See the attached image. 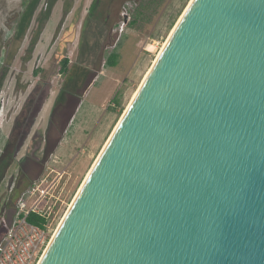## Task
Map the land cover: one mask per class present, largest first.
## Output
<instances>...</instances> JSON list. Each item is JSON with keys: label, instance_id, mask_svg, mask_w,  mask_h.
<instances>
[{"label": "water", "instance_id": "1", "mask_svg": "<svg viewBox=\"0 0 264 264\" xmlns=\"http://www.w3.org/2000/svg\"><path fill=\"white\" fill-rule=\"evenodd\" d=\"M38 264H264V0H192Z\"/></svg>", "mask_w": 264, "mask_h": 264}, {"label": "rangeland", "instance_id": "2", "mask_svg": "<svg viewBox=\"0 0 264 264\" xmlns=\"http://www.w3.org/2000/svg\"><path fill=\"white\" fill-rule=\"evenodd\" d=\"M91 1L56 0L28 54L27 46L38 26L35 16L46 0H40L21 40L13 33L22 0H0V152L15 116L38 83L43 85L39 94L44 95L23 144L0 181V217L22 190L43 177L49 181L47 190L54 193L63 209L57 219L61 220L190 0H106L110 6L103 12L94 9L89 18ZM83 33L92 38L89 50L98 47L99 51L102 46L98 69L87 70L76 61ZM114 49L119 52L117 64L108 66L104 62ZM63 56L68 57L69 64L67 73L60 75L59 59ZM36 68L44 70L37 75L33 73ZM82 77L77 110L60 137L68 110L55 107L47 141L50 146L59 141L52 152L46 153L45 132L52 105L60 99L56 97L61 88H71ZM36 141L40 147L35 158L40 164L23 168L21 162Z\"/></svg>", "mask_w": 264, "mask_h": 264}, {"label": "trees", "instance_id": "3", "mask_svg": "<svg viewBox=\"0 0 264 264\" xmlns=\"http://www.w3.org/2000/svg\"><path fill=\"white\" fill-rule=\"evenodd\" d=\"M40 0H22L21 4H22V8L21 10L18 12V16L16 19V24L14 26V38L17 40H21L24 36L25 31L27 30V28L30 25V22L32 20V18L35 16V11L39 5ZM56 2V0H46V4L44 6L43 9H41L35 16V19L38 22V26H37V30L35 35H33V37L31 38L29 45L27 46V52L28 54H30L38 40V36L41 33V31L43 30L47 20L50 17L51 11H52V7L54 5V3ZM108 5V7L110 6V4L107 3L106 0H92L89 7H88V14L89 18H91V14L92 11L94 9L99 10L101 12H103L102 10H104V8ZM68 7L65 6L64 9V13L68 12ZM107 10V9H106ZM107 13V11H106ZM103 15V14H102ZM105 16V14H104ZM102 17V16H100ZM107 18V17H106ZM115 48V47H114ZM119 58V52L117 51V49L112 50L106 57L105 60V64L108 66H115L117 64V60ZM68 64H69V59L66 56H63L62 58L59 59V69H58V73L60 75H65L67 73V69H68ZM44 69H34L33 73L34 74H40L42 73ZM43 87L42 83L41 84H37L34 88V90L26 97L21 110L17 113V115L15 116L14 120H13V124H12V128H11V132L8 136V138L6 139L4 145H3V151L0 152V181L2 180L5 170L7 168V166L15 159V155L16 152L18 151V149L20 148V146L23 144V141L25 140L30 127L32 126L34 119L36 117V115L38 114L43 99H44V95L43 94H39L41 91L40 89ZM45 90V88H44ZM43 93V92H42ZM45 93V91H44ZM79 98L78 97V101L76 102V104H78L79 102ZM76 106H74L68 113H67V119L70 120L71 116L74 113V109ZM56 108L54 107L50 117H49V125L46 129L45 135L46 138H49L48 136V132H49V128L52 125V121L55 117V112ZM64 124L61 125V129L59 131V137L62 134V130L64 128ZM59 141V138L55 141V143H53L51 146L49 145L48 141L46 140L45 143V149H46V153L52 152L56 146L57 143ZM39 141H36L35 143L33 142V144L31 145L29 151L26 153L24 159L22 160V166L24 168V166L27 165L28 166L31 164H40L38 161H36V155L35 152L37 149H39ZM45 153V154H46ZM41 168V167H40ZM40 171V169H39ZM11 206H7L6 208L4 207V210H6V213H9L13 210L14 207V203L11 202L10 204ZM27 220L28 222L35 224V225H39L42 226L45 219L43 217H40L34 213H30L27 216ZM3 234V228L0 226V237Z\"/></svg>", "mask_w": 264, "mask_h": 264}, {"label": "built area", "instance_id": "4", "mask_svg": "<svg viewBox=\"0 0 264 264\" xmlns=\"http://www.w3.org/2000/svg\"><path fill=\"white\" fill-rule=\"evenodd\" d=\"M47 189L49 181L41 177L16 196L11 212H2L0 264H38L63 211L54 193ZM30 213L43 217V225L28 222Z\"/></svg>", "mask_w": 264, "mask_h": 264}, {"label": "flooded vegetation", "instance_id": "5", "mask_svg": "<svg viewBox=\"0 0 264 264\" xmlns=\"http://www.w3.org/2000/svg\"><path fill=\"white\" fill-rule=\"evenodd\" d=\"M92 44H93L92 38L89 36L86 37L85 33H83V35L80 38V42L78 44L79 45L78 55H77L76 61H79V63L87 70L98 69L102 61V57H101L102 51H103L102 46H100L99 51H97L98 47H96L97 49L95 48L94 50H89L87 46L92 45ZM98 45H102V44L98 43ZM84 78L82 77V80L79 83H74L71 88H65V87L61 88L60 93L56 97V99L57 98H60V99L57 101L56 104L52 105L53 108L59 105V107H62V106L65 107V109H67L69 112L74 106H77L76 102L78 101V97L80 95V92H77V91L79 89L82 90L81 84L83 83ZM67 123H68V119L64 120L62 124L65 125ZM10 132H11V129H10ZM46 140L47 138L45 135V143H46Z\"/></svg>", "mask_w": 264, "mask_h": 264}, {"label": "bare ground", "instance_id": "6", "mask_svg": "<svg viewBox=\"0 0 264 264\" xmlns=\"http://www.w3.org/2000/svg\"><path fill=\"white\" fill-rule=\"evenodd\" d=\"M191 1H192V0L189 1V4L191 3ZM189 4L187 5V7L189 6ZM186 9H187V8H186ZM186 9H185V10H186ZM182 15H183V14H182ZM182 15L180 16L179 20L181 19ZM179 20L177 21V23L179 22ZM177 23H176L175 26L173 27L172 32L170 33V35L173 33V31H174V29H175ZM170 35H169V37H170ZM169 37H168V39H169ZM168 39H167V40H168ZM167 40H166V42H167ZM166 42H164V44H163V46H162L160 52L162 51V49H163V47L165 46V43H166ZM160 52H159V53H160ZM158 55H159V54H158ZM158 55H157V57H158ZM157 57H156V58H157ZM155 60H156V59H155ZM154 62H155V61H154ZM153 64H154V63H153ZM151 67H152V66H151ZM149 71H150V70H149ZM149 71H147V74L149 73ZM147 74H145V75L147 76ZM146 76H145V77H146ZM145 77L143 78V80L145 79ZM142 82H143V81H142ZM142 82H141V84H142ZM140 86H141V85H140ZM140 86H139V87H140ZM138 89H139V88H138ZM137 91H138V90H137ZM137 91H136L135 94L133 95L131 101H132L133 98L135 97ZM131 101L129 102V104H128L126 110L124 111V113L127 111V109H128V107H129ZM124 113H123V115H124ZM123 115H122V116H123ZM121 118H122V117H121ZM120 121H121V119L119 120V122H120ZM119 122H118V124H119ZM118 124H117V125H118ZM115 129H116V128H115ZM105 145H106V143H105ZM105 145H104V146H105ZM96 160H97V159H96ZM95 162H96V161H95ZM94 164H95V163H94ZM92 167H93V166H92ZM91 169H92V168H91ZM88 174H89V173H88ZM86 178H87V177H86ZM86 178H85V180H86ZM85 180L83 181V184H84ZM83 184H81V187L83 186ZM81 187L79 188L78 193H79ZM78 193L76 194V196L78 195ZM76 196L74 197V199L76 198ZM74 199H73V201H74ZM73 201H72V202H73ZM72 202H71V203H72ZM69 207H70V206H69ZM67 210H68V209H67ZM66 212H67V211H66ZM66 212H65L64 216L66 215ZM64 216H63V217H64ZM63 217L61 218L62 221H63V219H64ZM61 220H60V221H61ZM60 221L58 222V224H57V226H56L57 228L55 229V231L53 232V234L56 233V230H57V229L59 228V226L61 225L62 221H61V222H60ZM59 223H60V224H59ZM54 235H55V234H54ZM54 235H52V236L54 237ZM53 237H52V238H53Z\"/></svg>", "mask_w": 264, "mask_h": 264}, {"label": "crops", "instance_id": "7", "mask_svg": "<svg viewBox=\"0 0 264 264\" xmlns=\"http://www.w3.org/2000/svg\"><path fill=\"white\" fill-rule=\"evenodd\" d=\"M41 37H42V36H41ZM77 108H78V107H77ZM74 110L76 111L77 109L75 108ZM75 111H74V113H75ZM74 113H73V115H74ZM73 115L71 116L70 120L68 121L66 127H68V126L71 124V120H72V118H73Z\"/></svg>", "mask_w": 264, "mask_h": 264}]
</instances>
